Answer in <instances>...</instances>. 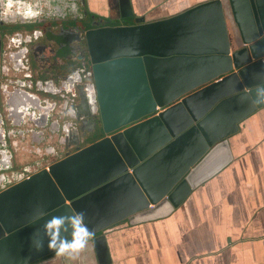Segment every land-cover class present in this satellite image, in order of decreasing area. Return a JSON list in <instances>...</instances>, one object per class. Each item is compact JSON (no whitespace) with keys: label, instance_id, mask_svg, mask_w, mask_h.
Instances as JSON below:
<instances>
[{"label":"water","instance_id":"95a60500","mask_svg":"<svg viewBox=\"0 0 264 264\" xmlns=\"http://www.w3.org/2000/svg\"><path fill=\"white\" fill-rule=\"evenodd\" d=\"M81 37L93 128L0 185V264H30L85 238L102 263L107 229L170 214L228 164L229 136L264 106V0H205ZM7 78L0 92L15 84L14 73ZM42 85L31 83L27 96ZM9 140L0 137V159L16 152Z\"/></svg>","mask_w":264,"mask_h":264},{"label":"crops","instance_id":"0c3cea01","mask_svg":"<svg viewBox=\"0 0 264 264\" xmlns=\"http://www.w3.org/2000/svg\"><path fill=\"white\" fill-rule=\"evenodd\" d=\"M202 1L0 0V16L49 21L52 15L54 23L76 13L102 24H132L141 17L146 21L167 17ZM58 10L62 14H55ZM36 93L38 98L45 94ZM65 100L68 105L58 101L57 107L47 109L42 137L54 135L51 146L67 149L80 143L82 120L89 116L77 114V100ZM50 122H55L54 130L48 127ZM62 122H70L69 128ZM38 142L29 143L35 147ZM229 142L228 164L170 214L132 225L119 222L107 229L108 252L102 263L91 241L83 239L30 264H264V106L239 123Z\"/></svg>","mask_w":264,"mask_h":264},{"label":"flooded vegetation","instance_id":"af4514ba","mask_svg":"<svg viewBox=\"0 0 264 264\" xmlns=\"http://www.w3.org/2000/svg\"><path fill=\"white\" fill-rule=\"evenodd\" d=\"M57 13L62 14L59 10L55 11V14ZM66 13H69V11L67 10ZM71 14L76 15V13ZM75 15H72L73 18L59 19L58 22L55 21L54 23L52 15L49 16L51 18L49 21L48 18L43 17L37 20H30L21 16H18V18L0 16V29L4 28L3 32L0 33V76L7 75L9 81H11L13 73L16 77L14 85L8 84L11 90L7 89L5 90L6 92L4 90V92H0V137L7 136L10 138V143L8 144V141L6 143L7 147L16 149L13 156H10V153H6L0 159V185H7L10 181L25 176L35 166L34 161L37 160V157H40L43 149L52 147L51 142L54 143L56 141L54 135L50 138L42 137V129L45 125L47 109L54 104H56L54 107H57L58 101H66L65 98L77 100V114L89 116L88 120H82L85 124L82 135L90 136L88 132L93 128V117L97 114V109L93 94V84L88 73L87 52L81 37L82 30L110 23L102 24L100 21L93 19L87 23H82L83 20L87 21L88 19H81L80 14L78 16ZM71 20L77 22L73 24L70 23ZM5 23H12L15 26L10 29L8 28L9 25H7L5 28L3 26ZM40 23H44V26L39 25ZM30 56L34 59L32 64L29 63ZM34 64L38 68L49 69V74L54 70V75L57 74V84H60L57 86V91H54L56 86L55 84L53 85L54 80H51L52 78L49 80L50 76L48 74H44L46 76L41 78L37 74L38 72H35ZM35 81L41 88L43 81L46 83V86L43 87L45 94L42 98H31L30 95L27 96L26 94V91L29 90V85ZM74 86L77 89H74ZM15 87L21 92L20 98L13 96ZM49 89L54 90L51 91V94L48 92L47 95L45 90L49 91ZM65 89H69L70 94ZM158 109L156 107L155 111H158ZM64 123L65 126L63 127L69 128L70 122ZM47 124L52 130L57 127L55 122ZM31 126L35 130L30 129ZM33 141H39L38 145L33 147L29 143ZM40 141L41 144H39ZM77 145L75 144V146L69 148L73 149ZM28 149L31 150V153L26 152ZM24 154L26 155L23 156ZM60 154L55 153L53 159ZM82 241L83 239L76 243Z\"/></svg>","mask_w":264,"mask_h":264},{"label":"rangeland","instance_id":"374dc122","mask_svg":"<svg viewBox=\"0 0 264 264\" xmlns=\"http://www.w3.org/2000/svg\"><path fill=\"white\" fill-rule=\"evenodd\" d=\"M90 15H91V14H90ZM89 18H90V17H89ZM89 21H90L89 19H88L87 21H84V20H83L82 23H87V22H89ZM76 22H77V21H75V20H71V21H70V23H73V24L76 23ZM79 22H81V21L79 20ZM2 25H3V24H2ZM7 25H9L8 28H10V29H11V27L15 26V25H13L12 23H9V24H8V23H5L3 26H5V28H6ZM0 26H1V24H0ZM3 29H4L3 27L0 29V33L3 32V31H2ZM33 62H34V59L30 56L29 63L32 64ZM76 66H79V65H76ZM34 67H35V72H36V73L38 72L37 74H39V76H40L41 78H43L44 76H46V75H44V74H48V75L50 76L49 80H50L51 78H52L51 80H54L53 85H54V84L56 85V86H55V90H54V89H51V90L49 89L50 94H51V91H53V90H54V91H57V86H59L60 84H59V85L57 84V81H58V79L56 78V75H57V74L55 73L56 75H54V73H53L54 70H52V73L49 74V73H48V72H49V71H48L49 69H46V70H45V69H43V67H41L42 69H41V68H38L36 64H34ZM44 70H45V71H44ZM34 75H35V74H34ZM55 79H57V80L55 81ZM42 90H44V89H42ZM45 91L48 92V90H45ZM63 91H64V90H63ZM65 91L68 92V93L70 94L69 89H65ZM51 97L53 98V96H51ZM95 137L97 138V136H94V137L91 138V140L94 139ZM25 155H26V154H24L23 156H25Z\"/></svg>","mask_w":264,"mask_h":264},{"label":"clouds","instance_id":"9594fccd","mask_svg":"<svg viewBox=\"0 0 264 264\" xmlns=\"http://www.w3.org/2000/svg\"><path fill=\"white\" fill-rule=\"evenodd\" d=\"M63 247V246H62Z\"/></svg>","mask_w":264,"mask_h":264}]
</instances>
